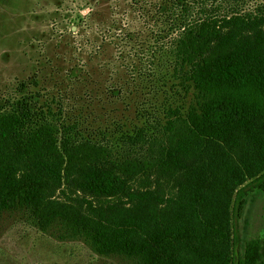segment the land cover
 <instances>
[{
  "label": "rangeland",
  "instance_id": "rangeland-1",
  "mask_svg": "<svg viewBox=\"0 0 264 264\" xmlns=\"http://www.w3.org/2000/svg\"><path fill=\"white\" fill-rule=\"evenodd\" d=\"M231 17L255 19L264 29V0H0V108L46 116L73 127L80 139L110 148L126 182L119 194L91 195L78 189L77 167L64 172L57 165L47 175V210L105 223L138 205L130 194L150 192L148 208L166 223L194 227L191 240L177 246L178 264H201L205 250V264L231 251L235 192L264 170L244 149L221 146L224 154L210 149L199 159L187 154L183 164L192 163L212 182L195 200L182 166H155L147 146L127 140L137 133L159 136L167 110L190 100L176 86L168 53L182 24ZM226 167L241 171L242 183L234 185L239 179ZM209 226L228 241H203ZM61 230L59 223L41 229L19 208L0 213V264H133L63 240ZM235 230L241 246L264 236V193L247 198Z\"/></svg>",
  "mask_w": 264,
  "mask_h": 264
},
{
  "label": "trees",
  "instance_id": "trees-1",
  "mask_svg": "<svg viewBox=\"0 0 264 264\" xmlns=\"http://www.w3.org/2000/svg\"><path fill=\"white\" fill-rule=\"evenodd\" d=\"M246 20L207 18L182 24L168 53L176 86L190 100L167 110L159 136L137 133L127 137L133 147L147 146L146 154L152 156L155 166H182L195 200L212 182L192 163L183 164L187 154L199 159L210 149L224 154L223 146L230 151L244 149L264 170V29L255 19ZM40 117L31 118L21 108H0V213L17 208L28 211L41 229L59 223L63 240L80 241L98 256L120 257L133 264H178L177 246L191 240L194 227L188 222L166 223V217L148 208L150 192L130 194L138 205L105 223L44 207L47 175L57 165H64V172L77 167L75 183L91 195L119 194L125 191L126 182L119 177L110 148L80 139L70 125L57 126L46 116ZM16 169L22 172L16 174ZM226 169L239 179L238 184L232 179L234 185L242 183L241 171ZM253 193H264V172L236 190L231 251L207 264H264V236L248 239L241 246L235 230ZM164 214L169 216L167 211ZM215 236L228 241L213 226L201 239L211 243ZM206 256V250L198 256L201 264Z\"/></svg>",
  "mask_w": 264,
  "mask_h": 264
}]
</instances>
